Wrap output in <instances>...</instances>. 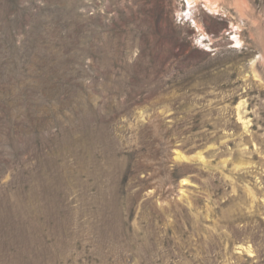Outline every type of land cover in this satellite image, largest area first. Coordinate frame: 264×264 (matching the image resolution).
<instances>
[{
    "label": "rangeland",
    "instance_id": "374dc122",
    "mask_svg": "<svg viewBox=\"0 0 264 264\" xmlns=\"http://www.w3.org/2000/svg\"><path fill=\"white\" fill-rule=\"evenodd\" d=\"M0 264H264V0H0Z\"/></svg>",
    "mask_w": 264,
    "mask_h": 264
}]
</instances>
